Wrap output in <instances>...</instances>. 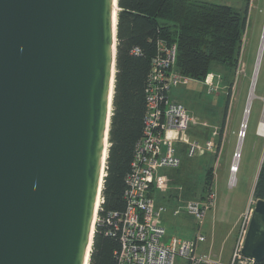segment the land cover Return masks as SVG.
I'll list each match as a JSON object with an SVG mask.
<instances>
[{
	"label": "water",
	"instance_id": "1",
	"mask_svg": "<svg viewBox=\"0 0 264 264\" xmlns=\"http://www.w3.org/2000/svg\"><path fill=\"white\" fill-rule=\"evenodd\" d=\"M118 11V0H0V264L89 262ZM239 256L264 258L262 200Z\"/></svg>",
	"mask_w": 264,
	"mask_h": 264
},
{
	"label": "rangeland",
	"instance_id": "2",
	"mask_svg": "<svg viewBox=\"0 0 264 264\" xmlns=\"http://www.w3.org/2000/svg\"><path fill=\"white\" fill-rule=\"evenodd\" d=\"M224 4L242 12L248 2V15L239 64L235 74L226 68L216 71L210 77L214 90L206 81L189 80L187 85H178L169 91V101L182 104L194 120L189 124L185 137L190 141H211L209 153L195 158L180 156L178 169L164 168L159 174L170 177L163 183V191H153L156 207L164 211L160 223L166 229V236L180 240L194 239L201 233L205 241L196 253L212 252L217 257L205 254L208 261L227 260L228 264L244 262L234 256L237 230L242 217L253 208V188L259 167L264 160V139L257 134V127L263 112L264 98V0H204ZM232 82L230 101L227 108L219 153L215 154L218 130L224 120V110L228 84ZM253 85V98L249 100ZM243 132V133H242ZM243 135L240 139L239 136ZM176 148H184L176 144ZM238 155L237 169L233 183L229 172L233 157ZM203 162H199L198 160ZM213 170L212 188L205 192V178L209 169ZM213 193L212 206L205 212L203 223L198 230L194 219L184 210L188 201L205 200ZM203 198L200 199V196ZM169 198V199H168ZM179 210L177 216L172 212ZM166 242V239L163 238ZM232 246V250L231 245ZM231 255V256H230ZM234 257V259H233ZM174 264H188L182 257H176Z\"/></svg>",
	"mask_w": 264,
	"mask_h": 264
},
{
	"label": "trees",
	"instance_id": "3",
	"mask_svg": "<svg viewBox=\"0 0 264 264\" xmlns=\"http://www.w3.org/2000/svg\"><path fill=\"white\" fill-rule=\"evenodd\" d=\"M118 8L108 151L99 222L95 225L88 264H116L114 254L119 250V240L117 235L109 234L110 226L103 220L111 213L122 214L125 209L126 177L143 134L146 89L156 42L176 46L173 70L189 80L205 82L210 75L217 77L220 68L235 74L248 15V2L242 12L204 0H118ZM133 49L139 53L134 55ZM231 87L232 82L228 84L214 155L219 153ZM212 179L210 168L204 179L205 192L212 188ZM151 192L149 196L153 197ZM255 200L264 201V160L254 183ZM252 264H264V258Z\"/></svg>",
	"mask_w": 264,
	"mask_h": 264
},
{
	"label": "built area",
	"instance_id": "4",
	"mask_svg": "<svg viewBox=\"0 0 264 264\" xmlns=\"http://www.w3.org/2000/svg\"><path fill=\"white\" fill-rule=\"evenodd\" d=\"M132 53L136 55L139 50L133 49ZM175 61L176 46L166 45L158 40L146 89L143 134L136 144L130 171L126 177L127 188L123 196L125 209L122 214L111 213L103 220L110 226L109 234L117 235L119 240V250L114 254L116 264H174L176 257L185 258L188 264H213L208 261L206 255L196 253L198 246L205 241L201 233L190 240L173 238L168 242L163 241L165 228L160 225L159 220L164 209L156 207L153 197L149 196L151 190H165V179L159 175V170L180 167L181 161L175 155L176 144L186 147L188 158L201 157L213 148L211 141L201 143L185 137L188 125H193L194 120L189 117L182 104L169 101V91L178 85H187L189 81L174 72ZM210 77L206 83L210 90H214ZM259 125L260 122L258 127ZM242 137L239 136L240 139ZM237 158L238 155H235L230 165L231 176L236 172L237 166L234 170L233 164ZM213 201L214 195L209 193L205 200L188 201L183 205L186 213L194 219L198 230ZM178 214L179 210L172 212L173 216ZM251 215L252 209H248L242 217L237 230L234 256H239ZM96 218L97 223L98 216Z\"/></svg>",
	"mask_w": 264,
	"mask_h": 264
},
{
	"label": "crops",
	"instance_id": "5",
	"mask_svg": "<svg viewBox=\"0 0 264 264\" xmlns=\"http://www.w3.org/2000/svg\"><path fill=\"white\" fill-rule=\"evenodd\" d=\"M222 136H223V134H222ZM179 144V143H178ZM182 147H184V148H176V146H175V151H176V153H175V155L180 159V156L182 155V152L184 153L185 152V154H186V147L183 145ZM186 156V158H188L187 157V155H185ZM190 159H195V158H190ZM181 161V160H180ZM199 162H203L202 160H198ZM160 176H162V177H165V179L167 180V183L168 182H170V180H171V178L170 177H167L166 175H162V174H159ZM154 192H157V191H154ZM151 193H153V191L151 192ZM169 199V198H168ZM156 205V204H155ZM158 207H160V206H158ZM159 222H160V220H159ZM164 223V222H163ZM163 223H160V225H162L164 228H165V226L163 225ZM173 238H175L174 236H166V229H165V237H164V239H166V242H168V241H170L171 239H173ZM176 239H178V238H176ZM190 240V239H189ZM165 242V241H164ZM232 246H233V243H232V245H231V250H232ZM205 254H208V255H211L212 257H217L219 254H221L220 252L218 253V254H213V251L212 252H209V251H207V252H201V253H199V255H205ZM231 256V255H230ZM229 259H230V257L227 259V260H221V261H212V263L213 264H228V261H229Z\"/></svg>",
	"mask_w": 264,
	"mask_h": 264
},
{
	"label": "bare ground",
	"instance_id": "6",
	"mask_svg": "<svg viewBox=\"0 0 264 264\" xmlns=\"http://www.w3.org/2000/svg\"><path fill=\"white\" fill-rule=\"evenodd\" d=\"M114 22H116V20ZM252 98H253V85H252V88H251V93H250V96H249V100H251ZM263 100H264V98H263ZM258 135H260L261 137H264V109H263V112H262V117H261V120H260V125L258 127ZM241 136H243V135L241 134ZM236 163H237V159L234 160V164H233L234 170L236 169V166H237ZM101 175H102L101 177H103L104 176V172H102ZM233 177H234V175L231 176V183H233ZM100 203H101V200L98 198L97 199V209H98ZM96 221H97V218H96V215H95L94 224L96 223ZM92 238H93V234L91 232V236H90V240H89V249L87 250V260H86V263L88 262V256H89V252L91 250Z\"/></svg>",
	"mask_w": 264,
	"mask_h": 264
}]
</instances>
